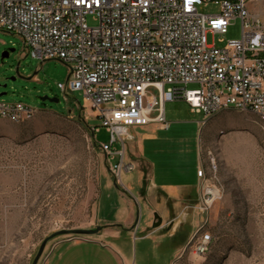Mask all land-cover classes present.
I'll use <instances>...</instances> for the list:
<instances>
[{"label":"rangeland","instance_id":"obj_1","mask_svg":"<svg viewBox=\"0 0 264 264\" xmlns=\"http://www.w3.org/2000/svg\"><path fill=\"white\" fill-rule=\"evenodd\" d=\"M198 11L216 13L218 6L201 4ZM240 32L237 19L226 34L208 33L207 43L222 47L239 39ZM9 48L14 51L1 59ZM67 75L65 63L26 55L18 36L0 29V93L5 92L0 100L36 110L21 122L0 118V264H31L52 233L96 227L97 198L100 191L106 192L103 177L111 178L119 190L136 181L135 169L123 173L121 182L109 171L96 142H108L110 135L102 127L93 135L100 120L80 90L58 87ZM148 91L158 94L153 87ZM45 95L58 101H42ZM164 110L167 121H179V138L172 137L179 161L192 172L199 137L200 167L219 190L209 210L201 212L203 230L212 236L208 252L194 254L187 244L173 264H264V120L254 111L228 106L204 121L183 99L166 101ZM114 147L121 149L117 142ZM141 212L145 216L143 204ZM70 237L47 240L36 264H45L54 244ZM128 247L134 257L135 239Z\"/></svg>","mask_w":264,"mask_h":264},{"label":"built area","instance_id":"obj_2","mask_svg":"<svg viewBox=\"0 0 264 264\" xmlns=\"http://www.w3.org/2000/svg\"><path fill=\"white\" fill-rule=\"evenodd\" d=\"M207 3L218 11L200 13L198 6ZM237 19L239 39L222 47L207 43L208 33L226 34ZM0 29L18 36L26 55L68 66L66 83L58 87L80 90L90 101L100 120L93 135L100 127L110 135L96 144L116 181L135 167L124 154L131 129L169 126L166 101L183 99L203 120L224 106L264 115V0H0ZM150 87L158 94L149 93ZM34 111L0 100V118L20 121ZM196 173L198 209L206 213L219 190L200 166ZM204 224L188 242L197 255L212 242Z\"/></svg>","mask_w":264,"mask_h":264},{"label":"crops","instance_id":"obj_3","mask_svg":"<svg viewBox=\"0 0 264 264\" xmlns=\"http://www.w3.org/2000/svg\"><path fill=\"white\" fill-rule=\"evenodd\" d=\"M168 122L165 129L157 123L131 129L133 138L125 142L124 154L138 171L135 183L119 190L103 177L106 192H99L95 208V224L101 229L59 240L45 264H173L179 258L204 219L196 173L201 158L198 137L199 161L191 173L186 171L172 138L179 136V121ZM131 238L134 257L128 247Z\"/></svg>","mask_w":264,"mask_h":264},{"label":"water","instance_id":"obj_4","mask_svg":"<svg viewBox=\"0 0 264 264\" xmlns=\"http://www.w3.org/2000/svg\"><path fill=\"white\" fill-rule=\"evenodd\" d=\"M14 51V48H9V49H6L5 51L2 52L1 54V59H4L6 57L9 56V53ZM18 66H19V63L16 64V73L18 72ZM15 77H13L12 79H14ZM3 86H6V84H4ZM5 93V92H4ZM4 93H0V96L3 95ZM40 99L42 101H45V100H48V101H51V102H57L58 101V98H55V97H49L47 95L45 96H41ZM117 187V185H116ZM101 229V226H96L94 228H89V229H78V228H75V229H61V230H58L54 233H52L51 235H49L48 237H46L42 243L40 244L39 246V249L32 261L31 264H36L37 263V260L39 259L43 249H44V246L46 244V241L55 237V236H58V235H70L72 237L74 236H80V235H93L95 233H97L99 230Z\"/></svg>","mask_w":264,"mask_h":264},{"label":"bare ground","instance_id":"obj_5","mask_svg":"<svg viewBox=\"0 0 264 264\" xmlns=\"http://www.w3.org/2000/svg\"><path fill=\"white\" fill-rule=\"evenodd\" d=\"M224 107H228V106H224ZM229 107H233V108H235V109H238V110H246V107H238V106H229ZM218 111V110H217ZM36 111H34V113H35ZM215 112H213L212 114H214ZM33 115L34 114H32V116H21V118H20V121H19V119H18V117L17 116H6V117H1L2 119H8V120H11V121H14V122H21V121H25V120H29V119H31L32 117H33ZM260 116V118L262 119V120H264V115H259ZM205 121V120H204ZM200 171H202V173H205L204 172V168L203 167H201L200 168ZM205 254V253H204Z\"/></svg>","mask_w":264,"mask_h":264},{"label":"flooded vegetation","instance_id":"obj_6","mask_svg":"<svg viewBox=\"0 0 264 264\" xmlns=\"http://www.w3.org/2000/svg\"><path fill=\"white\" fill-rule=\"evenodd\" d=\"M10 55V54H9Z\"/></svg>","mask_w":264,"mask_h":264}]
</instances>
